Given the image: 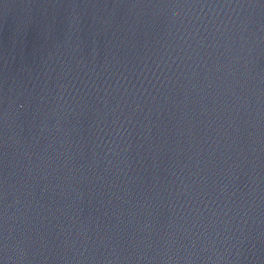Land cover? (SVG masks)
Masks as SVG:
<instances>
[{"label": "water", "instance_id": "95a60500", "mask_svg": "<svg viewBox=\"0 0 264 264\" xmlns=\"http://www.w3.org/2000/svg\"><path fill=\"white\" fill-rule=\"evenodd\" d=\"M0 264H264V0H0Z\"/></svg>", "mask_w": 264, "mask_h": 264}]
</instances>
